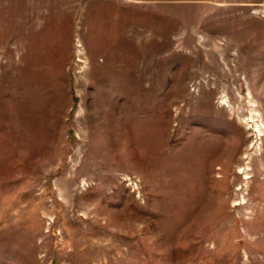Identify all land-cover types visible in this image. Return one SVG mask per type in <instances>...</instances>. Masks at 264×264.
<instances>
[{
  "label": "rangeland",
  "instance_id": "rangeland-1",
  "mask_svg": "<svg viewBox=\"0 0 264 264\" xmlns=\"http://www.w3.org/2000/svg\"><path fill=\"white\" fill-rule=\"evenodd\" d=\"M0 264H264V0H0Z\"/></svg>",
  "mask_w": 264,
  "mask_h": 264
}]
</instances>
